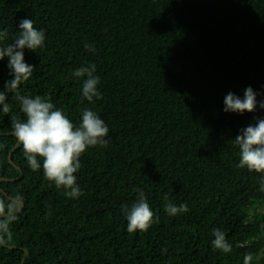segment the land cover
Listing matches in <instances>:
<instances>
[{
    "label": "trees",
    "instance_id": "obj_1",
    "mask_svg": "<svg viewBox=\"0 0 264 264\" xmlns=\"http://www.w3.org/2000/svg\"><path fill=\"white\" fill-rule=\"evenodd\" d=\"M24 18L46 40L24 50L35 68L19 93L50 98L76 125L85 108L96 112L109 144L82 154L75 175L83 195L69 198L28 165L10 123L25 117L8 95L0 192L19 193L24 205L0 244V264H243L246 253L264 264L261 174L238 167L234 141L264 109L223 111L229 92L243 99L249 86L264 100V0H0L4 44ZM93 63L102 98L89 102L86 77L73 72ZM10 71L5 57L0 90ZM137 189L159 222L129 233L121 206L136 201ZM169 202L189 211L169 216ZM213 229L226 234L230 253L212 250Z\"/></svg>",
    "mask_w": 264,
    "mask_h": 264
},
{
    "label": "clouds",
    "instance_id": "obj_2",
    "mask_svg": "<svg viewBox=\"0 0 264 264\" xmlns=\"http://www.w3.org/2000/svg\"><path fill=\"white\" fill-rule=\"evenodd\" d=\"M19 32L11 43L4 44L8 39V30H0V60L8 58V68L13 77L0 90V112L7 115L11 112V105L7 103L8 95L14 93V99L19 102L20 110L25 119L17 115L10 116L12 134L18 145H22L28 165L34 171L43 170L44 176L56 188H62L69 198L83 195L75 175L81 169L80 157L90 147H107L109 127L88 108L82 113L79 125L74 124L64 112L56 108L50 98L21 95L20 85L28 81L35 66L25 62L24 50L36 52L45 46V32L34 27L32 19L24 18L18 26ZM85 49L95 52L94 46L85 44ZM96 65L87 64L73 72L77 78H85L82 85V95L89 102L101 99L98 91L100 77L94 75ZM257 95L250 86L244 90L243 99L235 93L229 92L224 98V112L244 114L256 111L257 105L264 109V100L257 101ZM239 150V168H246L250 172L261 174L260 190L264 191V118L256 117L255 123L241 128L234 138ZM42 162V163H41ZM138 197L131 206L122 205L121 210L127 219V231L137 230L146 232L153 223L159 222V217L151 209L145 193L137 189ZM167 199V197H165ZM24 205V197L17 193L15 196L0 192V244L5 243V237L11 239L10 225L19 219ZM165 211L169 216H176L189 211L186 203L179 206L167 203ZM212 250L230 253L232 245L226 239V234L220 229H213ZM163 251H167L164 249ZM253 259L251 253H246L243 264H250Z\"/></svg>",
    "mask_w": 264,
    "mask_h": 264
},
{
    "label": "water",
    "instance_id": "obj_3",
    "mask_svg": "<svg viewBox=\"0 0 264 264\" xmlns=\"http://www.w3.org/2000/svg\"><path fill=\"white\" fill-rule=\"evenodd\" d=\"M17 144H18V142H17ZM11 155H12V151H11V152L9 153V155H8V163H9L10 165L14 166L13 163H12ZM3 247H5V248H7V249H9V250L18 249V248L13 247V246H3ZM23 252H24V255L27 254V251H26L25 249H23ZM22 262H23V260H22Z\"/></svg>",
    "mask_w": 264,
    "mask_h": 264
}]
</instances>
